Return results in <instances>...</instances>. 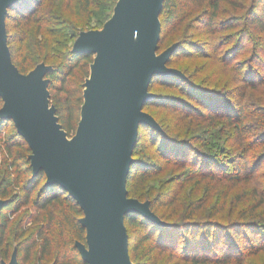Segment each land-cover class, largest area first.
<instances>
[{
	"label": "trees",
	"instance_id": "16d2710c",
	"mask_svg": "<svg viewBox=\"0 0 264 264\" xmlns=\"http://www.w3.org/2000/svg\"><path fill=\"white\" fill-rule=\"evenodd\" d=\"M50 1L19 0L10 8L5 18L7 44L12 62L21 73H28L40 63L51 67V70L45 76L49 80L50 103L56 109V115L62 128L70 136L74 133L79 121L80 107L83 102V83L88 77L89 65L93 56L71 51L72 44L78 34L88 30H85V24L82 26L77 24L78 18L65 15V12L69 10V0H65L64 5L58 6L60 10L54 15L53 19H45L43 15ZM116 1L78 0L81 11L87 15L85 23H90L93 20L101 27L111 16ZM222 3L234 4L231 0H164L163 2L159 16L161 33L157 53L176 43V49L170 56L167 66L179 70L184 77L176 75L154 77L150 83L149 91L155 94V97L144 104L143 110L147 112L146 109L151 110L155 105L178 108V118L198 125L195 130H199V133H201L202 141L200 139V142H202L205 150L202 147V150L198 147L197 150L194 148L195 145L190 141L194 138H188V140L165 135L157 120L160 111L147 112L154 117L161 130L145 125L139 127L137 143L132 154L134 163L130 167L126 187L129 197L139 201H149L151 211L166 225L152 222L139 214L125 216L124 224L128 235V250L133 264H145V258H148L149 253L156 249L158 245L175 246L177 240L169 232L181 227L184 230L182 249L190 264H209L219 261H221L220 264H228L232 260L237 261L240 257L243 258L252 249V253L264 251V221L260 222V219L257 218V214L264 213V188L258 187V185L247 187L248 183L254 178L252 167L255 168L254 165L259 162V160L257 163L252 161L250 164V158L256 156L253 154L250 157L248 149L257 150V148L264 147V96H262L264 91V65L262 73L258 71L256 73V70H254L257 54L263 52L261 44L264 42V0H252L246 11L245 20L252 28L254 48L250 59L246 60L248 69L245 72L242 66L243 62L230 63V61L233 60V55H236L237 50L243 47L244 36L247 31L240 30L234 34L222 35L226 30L232 29L233 25L232 20H224V17H220V5ZM201 6H203L201 11L195 14ZM70 15L72 16V13ZM161 16L164 17L161 18ZM70 19H76V21L73 22ZM186 21L188 23L185 32L186 30L187 32L199 30V32L192 33L187 37L183 36L160 51L172 28L179 27ZM33 22L38 23L37 34L42 36L41 40H36V44L40 49L43 46L49 48V54L35 61L34 54L17 59L10 48V43L14 37L10 29L20 30L22 33L20 39L23 40L26 27ZM197 22H200L199 27H193V24ZM43 24L49 27L54 26V29L52 31L48 29V32L45 33V29L41 30ZM97 29L99 28L89 30ZM233 38L234 43L231 48L224 49L223 44ZM204 48H208L210 51L205 52ZM207 58L218 59L222 65L234 69L236 74L234 80L238 84L236 88L234 87V90H219L202 85V83L198 84L193 81L194 79L175 67L179 61L193 62L194 60ZM175 84L178 87L173 89L176 92L174 94L161 93L156 89L165 86L170 89L175 87ZM245 90L260 91L263 98V100L261 97L258 99L260 109L252 111V121H246L249 111L247 105L243 102ZM1 105L2 100L0 99V107ZM7 123H11L14 127L11 120L0 119L1 148L5 159L9 160L7 175L0 182V196L4 197L1 200L6 201V205L0 211V246L2 247L5 242L7 219L11 214V211H8L7 208L14 198L9 197L10 193L7 191L11 181L21 191L19 206L32 203L36 209L43 211L48 219L46 226L36 229L34 234L25 235V229H19L16 237L18 241L10 254L9 260L15 252L16 264H26L25 262H28L33 250L37 249V264H44L41 261L47 260L54 248V240L51 234L53 224L58 226L67 225L75 239L73 243L65 239L60 243V252L55 255L51 264H86L81 259L75 246V242L85 243V229L79 223V219L83 215L82 211L74 199L61 187L58 185L46 186L44 184L45 175L43 171L32 176L28 159L30 150L24 139L17 134L15 127L13 132L2 139L1 134ZM144 133L148 134L150 141L161 142L159 148L161 154L166 158L164 163H173V165H177L179 169H182L181 173L177 175V179H180L183 184L193 183L195 188L198 189L205 182H208V185L203 187L204 200L190 202L186 219L183 221L174 223L156 213L155 208L163 206L165 202H170L171 198L167 199L166 192L168 191L153 195L154 189L143 192L137 190L139 184H144L152 179L154 172L161 169L159 164L145 162L136 156ZM213 139L215 140L213 141ZM191 152L195 156L191 162L188 161L191 163L188 166L186 160L192 154ZM227 164H235L236 167L229 169ZM260 174L264 175V171ZM223 182H226L227 189L218 192L216 185ZM239 184L244 185V187L233 195L231 198L232 204L234 206L241 204L248 201L249 198L253 201L248 203L247 209L243 208L238 211L235 220L228 221L223 219L225 205L230 190ZM34 191L35 195L32 197L31 194ZM250 191L253 196L248 197ZM215 199L219 200L220 204L215 209L214 214H219L220 217L203 221L192 218V216H197L199 211L206 209L205 202L214 201ZM248 210L249 217L246 214ZM58 214L59 217H57ZM193 226H198L202 230V237L195 231L190 232L191 236L186 235V231L191 230L190 228ZM240 230H243V233ZM151 232L157 235L156 238L152 237ZM246 234H250L249 237ZM225 235L229 236L227 240H224ZM259 236L262 242H260ZM5 250V255H8L10 253L9 247L7 246ZM2 263H5V261H1L0 264Z\"/></svg>",
	"mask_w": 264,
	"mask_h": 264
},
{
	"label": "water",
	"instance_id": "95a60500",
	"mask_svg": "<svg viewBox=\"0 0 264 264\" xmlns=\"http://www.w3.org/2000/svg\"><path fill=\"white\" fill-rule=\"evenodd\" d=\"M18 1L0 0V119L11 120L27 143L32 176L43 171L44 184L61 187L82 211L85 243L75 242L81 259L133 264L125 216L139 214L166 225L149 201L129 197L126 187L139 127L161 130L143 106L155 97L149 91L154 77H184L167 66L176 43L157 53L164 0H117L101 29L78 34L71 51L93 58L70 138L50 103L45 76L51 67L40 63L23 74L12 62L5 18ZM5 205L0 199V211ZM8 264H16L15 252Z\"/></svg>",
	"mask_w": 264,
	"mask_h": 264
},
{
	"label": "rangeland",
	"instance_id": "374dc122",
	"mask_svg": "<svg viewBox=\"0 0 264 264\" xmlns=\"http://www.w3.org/2000/svg\"><path fill=\"white\" fill-rule=\"evenodd\" d=\"M230 1V0H228ZM234 4H228V3H222L220 5V17H224L225 19L232 20V29L226 30L222 35H228V34H234L238 31H247V34L244 36L243 41V47L241 49L237 50L236 55H233L234 58L230 63H235V61L243 62V70L244 72L248 69V63L246 60L250 59L252 55L253 50V44H252V28L249 26L248 21L245 20V15L247 9L251 5L252 0H231ZM70 6L69 10L65 12L66 16L70 17H76L78 18L77 24L78 25H84L85 30L89 29H95L102 27L98 24L94 23L92 20L90 23H85L87 20V15L81 11V8L79 6L78 0H69ZM65 0H51L48 4V7L44 13L45 19H53L54 15L59 12V5H64ZM203 6L199 8V10L195 13L198 14ZM72 13V16L70 15ZM43 17V18H44ZM164 16H161L163 18ZM72 20V19H70ZM73 22L76 21V19L72 20ZM188 21L181 24L179 27H174L167 35L166 41L162 44L160 51L164 49L167 45L179 40L181 37H187L191 35L192 33H198L199 30L185 32V27L187 25ZM37 22L31 23L29 26L26 27L23 40L20 39V36H22V33L20 30H14L10 29L12 35H14L12 42L10 43V48L13 54L17 57V59L24 58V56L29 57L30 54H34V61L38 58H43L46 56V54H49V48L46 46H43L41 49L39 48L38 44H36V40H41L42 36L41 34H37ZM193 27H199L200 22L194 23ZM103 26V25H102ZM201 27V26H200ZM45 29V33L49 31H52L54 29V26H48L46 24H43L41 26V30ZM44 33V32H43ZM189 33V34H188ZM237 35V34H236ZM234 35V36H236ZM21 41H20V40ZM249 39V40H248ZM234 38L231 41H227L225 44H223L224 49L231 48L232 44L234 43ZM262 43V42H261ZM263 52L258 53L257 60L254 62V70H256L259 73H262V67L264 65V42L261 44ZM206 47V46H204ZM205 52H209L210 49L204 48ZM245 61V62H244ZM43 62V61H40ZM252 63V61H251ZM176 68H179L183 73H185L188 77H191L194 79L196 83H202V85H205L207 87H211L214 89L219 90H234V87L236 88L238 85L236 83L235 79V71L230 66H225L221 64V61L218 59H201V60H194L192 61H179L175 65ZM251 71V70H250ZM80 76V74H79ZM81 79V77H79ZM173 88H166L165 87H157L156 89L158 92L161 93H176L173 91V89H176L178 85H174ZM243 102L245 105H247L248 113L249 115L246 118V121H252V111L253 110H259L260 103L258 101L259 97H261V92L251 90H245L243 95ZM264 96V91L263 95ZM231 97V96H230ZM232 98V97H231ZM264 98V97H263ZM261 97V99L263 100ZM234 99V98H233ZM174 101V100H173ZM195 106V104H193ZM156 106V105H155ZM153 107L151 110L146 109V111H153V112H159L157 115V120L160 123L163 131L165 132V135H169L176 138H182V139H188L191 138L194 140L192 141L193 145H195V149L197 150L203 147L202 142H200L201 139V133H199V130L197 129L198 125L189 122L188 120H181L177 117V112H179L178 108H170L171 106H161L158 105L156 107ZM198 106V105H197ZM219 128V126H218ZM2 131V139L7 137V135L14 131V127L11 125V123H7V125L3 128ZM73 135V134H72ZM70 135L69 138L72 136ZM189 140V139H188ZM215 139H213L214 141ZM202 141V139H201ZM160 144L161 142L156 141H150L149 136L147 133H144L142 143L140 144L136 156L138 158L143 159L145 162L149 163H157L161 166V169L154 172L152 179L147 181L144 184H139L137 186V190L139 192L147 191L150 189H154L153 195L161 194L162 192L167 193V199L170 202L164 203L163 206L155 208V211L158 215L162 216L164 219L178 223L180 221H183L186 219V214L190 208V202L194 200H204L205 198V192L204 188L208 185V182H205L204 185H202L200 188H195L193 183H185L183 184L180 179H177V175L181 173L182 169H179L177 165H173V163H164L165 157L161 154L160 150ZM252 144V143H251ZM250 144V145H251ZM2 143L0 142V182L7 175L6 171L9 165V160L5 159L4 153L2 151ZM198 147V148H197ZM202 147V148H201ZM252 148V145L250 146ZM189 156V160L187 159V165H191V160L194 158V153ZM249 156L252 157L253 154L256 157L250 158L249 161L250 164L253 162H259L254 165L255 168L252 167V170L254 171L252 175H254V178L251 180V182L248 183L247 187H254L257 186L264 188V175L260 174L262 171H264V147L257 148V150L248 149ZM174 161V160H172ZM190 161V162H188ZM229 165V166H228ZM229 169H232L236 167L235 164H227ZM137 171V170H136ZM219 172V171H218ZM217 172V173H218ZM220 173V172H219ZM258 175V176H257ZM262 175V176H261ZM12 176V175H11ZM257 176V177H256ZM183 184V185H182ZM211 185H214L210 183ZM182 185V186H181ZM216 185V184H215ZM10 187H8L9 191V197H14L12 203L7 208L8 211H11V214L9 216V219H7V227H6V237L5 242L2 244L3 246H0V263L1 261L8 262L11 252L13 251L14 246L17 244L18 239H16L19 229H25V235L34 234L36 229L40 227H45L47 223V215L41 211L36 209L32 203L25 204L23 206H19L21 203V191L13 182L10 181ZM244 185L239 184L235 187H233L228 196L227 204L225 205V211L223 212L224 218L228 221L235 220L237 218V213L240 209H247V205L250 201H253L249 198L248 201H244L241 204H236L235 206L232 204V197L235 193L241 191L243 189ZM227 189L226 182L220 183L216 185V190L221 192L222 190ZM260 189V188H259ZM215 190V192H216ZM35 191L31 194L32 197H34ZM175 195V196H174ZM173 196V197H169ZM248 197H251V191L247 195ZM4 197L0 196V199ZM253 199V198H252ZM165 201H167L165 199ZM203 203V202H202ZM220 204L219 200H210L205 202V210L199 211L197 216H192L197 221H203L210 218H218L220 217L219 214H214L215 209ZM204 205V204H203ZM16 207V208H15ZM263 211V210H259ZM247 217L250 216L249 210L246 212ZM260 220V222L264 221V213L261 212L260 214H257ZM60 215L58 214L57 217ZM59 219V218H57ZM182 223V222H181ZM52 224V223H51ZM52 229V238L54 240V248L52 250V254L48 257L47 260L41 261L44 264H51V262L54 260L53 258L55 255L58 254L60 249V243L63 242V240H67L70 243L74 241V237L72 234V231L67 227V225H53L51 226ZM181 228H176V230H170V234H172L173 237L176 238L177 243L175 246H162L158 245L156 249H153L149 255L148 258H145L144 263L145 264H190L188 259H186V255L183 252L182 249V230ZM191 230L186 231L187 236H191V231H195L200 237H202L203 232L201 229H199L198 226H193L190 228ZM259 229V228H255ZM241 233H243V230H240ZM225 232V231H224ZM136 233V232H134ZM249 233V232H248ZM151 235L153 238H156V234L151 232ZM248 237L250 234H246ZM224 240L228 239V235H225ZM260 242L261 241V237ZM23 239V238H22ZM248 240V239H247ZM9 247L10 253L8 255H5V248ZM246 247V246H245ZM253 250V249H252ZM252 250L245 254V256L242 258L240 257L237 261L232 260L228 264H264V251H258L256 253H252ZM235 257V256H234ZM38 261V251L37 249L33 250L28 262H25L26 264H37ZM221 261L216 263H209V264H220Z\"/></svg>",
	"mask_w": 264,
	"mask_h": 264
},
{
	"label": "flooded vegetation",
	"instance_id": "af4514ba",
	"mask_svg": "<svg viewBox=\"0 0 264 264\" xmlns=\"http://www.w3.org/2000/svg\"><path fill=\"white\" fill-rule=\"evenodd\" d=\"M11 259V258H10ZM10 261V260H9ZM9 261L8 262H5L6 264H8L9 263Z\"/></svg>",
	"mask_w": 264,
	"mask_h": 264
}]
</instances>
